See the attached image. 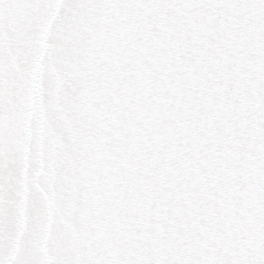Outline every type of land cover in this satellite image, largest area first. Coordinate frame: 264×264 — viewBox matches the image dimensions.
<instances>
[{"label": "snow or ice", "instance_id": "1", "mask_svg": "<svg viewBox=\"0 0 264 264\" xmlns=\"http://www.w3.org/2000/svg\"><path fill=\"white\" fill-rule=\"evenodd\" d=\"M0 264H264V0H0Z\"/></svg>", "mask_w": 264, "mask_h": 264}]
</instances>
